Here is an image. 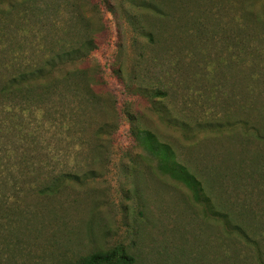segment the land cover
I'll return each mask as SVG.
<instances>
[{"label":"rangeland","instance_id":"1","mask_svg":"<svg viewBox=\"0 0 264 264\" xmlns=\"http://www.w3.org/2000/svg\"><path fill=\"white\" fill-rule=\"evenodd\" d=\"M150 1L165 16L130 0H87V13L102 22L94 47L75 64L85 73L76 79L88 77L99 98L94 107L82 103L72 120L76 102L50 98L43 125L49 169L79 179L51 197H19L10 215L18 232L29 233L0 234V264H70L116 245L133 264H258L255 247L230 225L264 238V142L252 135L256 127L264 133V0ZM8 2L0 0V60L78 39L68 26L39 29L42 16L22 37ZM137 128L171 148L201 181L207 202L158 167ZM4 134L0 153L22 144L20 134L15 143Z\"/></svg>","mask_w":264,"mask_h":264},{"label":"trees","instance_id":"2","mask_svg":"<svg viewBox=\"0 0 264 264\" xmlns=\"http://www.w3.org/2000/svg\"><path fill=\"white\" fill-rule=\"evenodd\" d=\"M130 1L134 5L149 9L158 15L165 16L166 14L162 8L150 0ZM8 3V8H15L17 14L20 15L21 23H18V30L21 31L22 37L26 35L28 26L33 23L34 16H42L37 21L39 29L46 27L51 32L52 28L58 30L57 26H60L61 29L68 26L79 32L78 39L67 45L57 44L60 39L57 42L53 40L52 48L46 52H43V49L30 48L28 51L20 49L17 57L1 55L0 137L6 136L4 134L6 130L11 135V141L15 143V141H19L16 136L20 134L18 138L22 144L19 145V148L23 147V149L19 152L18 146H11L9 150L5 149L0 153V234L2 236L11 234L14 238L20 239L22 237L18 233L21 232H18L17 227L14 226L17 223L16 217L10 215V212L12 214L13 210L20 208L21 203L17 202V200L20 201L19 197H22L23 193L25 196L31 192L42 197H51L57 195L68 181L79 179L77 173L70 171L54 173L49 169L44 153L43 125L47 120L51 102L60 101L62 106L64 104L62 102L71 97L72 101L76 102V106L73 104L69 108L71 120L73 116H77L82 103L85 106H96L99 95L92 91L93 88L89 85L88 77L84 82L76 79L80 75L84 76L85 73L84 69L78 68L75 64L86 58L94 47L95 36L93 33L96 31L94 27L102 20L99 17L95 20L87 13V0H17L16 3L9 0ZM92 7L90 13L97 12V5H92ZM58 15L63 17L59 24L55 19ZM55 43L57 49L54 47ZM39 51H42L41 55H37ZM66 63H70L71 68L65 67ZM55 70H58L59 73L56 74ZM156 93L164 94L161 91ZM262 109L264 110V107ZM32 115L35 117L33 123L29 120ZM261 121L264 123V117H261ZM49 124L51 123L49 122ZM244 124L252 125L247 121ZM58 126L60 128L65 126L60 118ZM100 129L101 127L92 133V142L100 141ZM134 133L145 149L157 157L158 167L170 177L181 182L192 193L194 200L206 202L209 200L204 193L201 181L185 165L174 160L171 148L166 143L143 128L135 129ZM252 135L255 140L264 142V133L259 128L256 127L252 131ZM88 141L90 142V140ZM4 158L6 159L4 160ZM21 210L25 211L23 207L19 211ZM213 214L224 216L228 218V221L230 219L229 216L221 213L214 212ZM228 221L227 223H229ZM230 227L232 231L236 230L242 235L246 243L255 247L258 264H264V250L261 246L264 238H260V242L259 238L251 237L239 225L231 224ZM28 233L29 230L27 233L25 231L21 234L27 235ZM133 263L134 258L127 253L125 248L116 245L81 255L70 264Z\"/></svg>","mask_w":264,"mask_h":264}]
</instances>
